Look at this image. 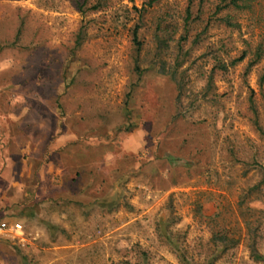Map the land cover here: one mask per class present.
<instances>
[{
	"label": "rangeland",
	"instance_id": "1",
	"mask_svg": "<svg viewBox=\"0 0 264 264\" xmlns=\"http://www.w3.org/2000/svg\"><path fill=\"white\" fill-rule=\"evenodd\" d=\"M146 1L0 0V81L85 145L42 162L86 165L40 184L0 264H264V1L205 30L218 0L186 27L188 0Z\"/></svg>",
	"mask_w": 264,
	"mask_h": 264
},
{
	"label": "crops",
	"instance_id": "2",
	"mask_svg": "<svg viewBox=\"0 0 264 264\" xmlns=\"http://www.w3.org/2000/svg\"><path fill=\"white\" fill-rule=\"evenodd\" d=\"M14 65L15 59L13 57L0 55V72L4 68L8 69ZM18 83L14 78L4 82L0 81V217H5L9 224L21 223L25 226L27 233L32 238H36L37 233L29 231V226L34 221L43 220L39 214L40 184L51 183L53 185L56 179L54 172L55 174L56 172L62 174L66 171L71 181L75 180L76 172L81 174L86 167L81 162H71L69 159V162H74L77 166L70 167L67 165L68 169L64 165L63 169H56L55 166L48 165L45 161L42 162L43 159L55 155L59 150H61L59 152L64 151L65 153L62 154L67 156L70 152L73 153L74 147L78 146L82 149L85 148V145L71 134L57 141L55 126H53L50 135V129L45 127L46 121L48 123L49 120L48 117L31 115V113L29 115V110L36 108L37 105L35 104L38 103H17L22 100L20 94L19 96L16 95L20 91V84ZM4 96L7 98L6 103H2ZM52 123L54 124V117H52ZM45 129L47 130L45 132H48L47 139L42 142L38 138V132H44ZM41 147L43 148L42 152L39 151ZM33 160L37 161L38 165L29 163ZM48 161H50L49 158ZM64 201L71 202L69 200ZM73 203H77V201L73 200ZM79 205H81L80 202ZM86 206L87 202H84V207ZM2 235L0 232V250L3 248V250L10 252L13 247L9 242L8 245L2 244L1 241L5 240L1 237Z\"/></svg>",
	"mask_w": 264,
	"mask_h": 264
},
{
	"label": "trees",
	"instance_id": "3",
	"mask_svg": "<svg viewBox=\"0 0 264 264\" xmlns=\"http://www.w3.org/2000/svg\"><path fill=\"white\" fill-rule=\"evenodd\" d=\"M158 1H160V0H147L146 4L152 5ZM193 1L194 0H188V4H187L186 10H185V12H186L185 27H186V24L190 25V23L192 21H196V20L201 19L202 10L200 9V7H199V9H197L196 15L195 16L193 15V8H194L193 7L194 6ZM256 1H262V0H218L214 6L212 14L209 16L206 24L204 25V30L208 28L211 17H213L219 13H222L226 9L232 10L235 12H241L244 10H249L252 8V6L254 5V3ZM199 4L201 6L202 0ZM192 16H193V18H192ZM232 18H233V15L231 13H226V14H223V16L218 17V19H221L222 21H224L226 24H228L230 26L233 25ZM133 36H134L133 40L135 41V43L139 44V41H137V38H138L137 37V29L134 30ZM245 54L246 53H243L235 61H239L242 58H244ZM253 54H254V58L251 60V64L257 63L259 61V59L264 55V44L262 42L257 45ZM253 254L256 258L264 260V256L258 254L255 250L253 251Z\"/></svg>",
	"mask_w": 264,
	"mask_h": 264
},
{
	"label": "built area",
	"instance_id": "4",
	"mask_svg": "<svg viewBox=\"0 0 264 264\" xmlns=\"http://www.w3.org/2000/svg\"><path fill=\"white\" fill-rule=\"evenodd\" d=\"M0 232L9 239L17 240L19 243L24 242L25 237L23 234L22 224L13 222L9 224L7 221H0ZM23 244V243H22Z\"/></svg>",
	"mask_w": 264,
	"mask_h": 264
}]
</instances>
